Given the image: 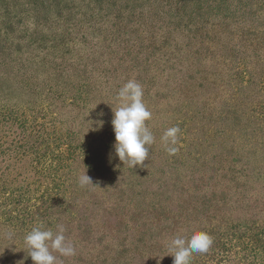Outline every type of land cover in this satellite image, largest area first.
Segmentation results:
<instances>
[{"label":"trees","instance_id":"16d2710c","mask_svg":"<svg viewBox=\"0 0 264 264\" xmlns=\"http://www.w3.org/2000/svg\"><path fill=\"white\" fill-rule=\"evenodd\" d=\"M132 79L155 137L134 169L111 124ZM41 225L64 264H173L196 231L191 264H264V0H0V264H33Z\"/></svg>","mask_w":264,"mask_h":264},{"label":"clouds","instance_id":"9594fccd","mask_svg":"<svg viewBox=\"0 0 264 264\" xmlns=\"http://www.w3.org/2000/svg\"><path fill=\"white\" fill-rule=\"evenodd\" d=\"M143 87L136 80H128L115 97L118 107L113 111L111 121L115 143L113 145L115 156L125 166L132 169L144 165L149 159L150 146L155 143V137L149 130L146 122L151 120L152 113L143 101ZM102 115V114H101ZM98 127H103V121L97 122ZM179 126L168 128L162 135L169 155L178 151ZM81 187L94 186L86 172L79 177ZM7 238L13 239V234L8 233ZM28 249L27 257L33 264H64L62 258H71L76 255L75 245L66 237L63 225H57V230L44 229L35 226L24 238ZM213 244L212 237L203 231H196L190 237L175 236L168 242V250L173 257V264H191L194 253L206 254ZM23 264V261L20 262Z\"/></svg>","mask_w":264,"mask_h":264},{"label":"rangeland","instance_id":"374dc122","mask_svg":"<svg viewBox=\"0 0 264 264\" xmlns=\"http://www.w3.org/2000/svg\"><path fill=\"white\" fill-rule=\"evenodd\" d=\"M225 80V82H227V79H224ZM226 84V83H225ZM224 91V90H223ZM224 93V92H223ZM219 100V99H218ZM217 100V101H218ZM223 106V105H222ZM215 107H218V106H215ZM220 107V106H219ZM97 132H98V130H97ZM96 137L95 136H93V137H90V141L91 142H93L94 141V139H95ZM85 146H86V148H87V150H91L89 153H88V155H89V160H92V162H94V163H96V161H99L98 160V157H100V152L99 151H97V150H92V149H94V148H92V145H90V144H85ZM97 159V160H96Z\"/></svg>","mask_w":264,"mask_h":264}]
</instances>
